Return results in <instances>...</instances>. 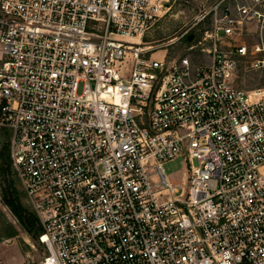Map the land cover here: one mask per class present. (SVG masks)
<instances>
[{
    "label": "built area",
    "instance_id": "obj_1",
    "mask_svg": "<svg viewBox=\"0 0 264 264\" xmlns=\"http://www.w3.org/2000/svg\"><path fill=\"white\" fill-rule=\"evenodd\" d=\"M169 11L0 0V129L40 264H264V92L235 85L264 69V0L202 11L181 36L200 63L144 43Z\"/></svg>",
    "mask_w": 264,
    "mask_h": 264
},
{
    "label": "rangeland",
    "instance_id": "obj_2",
    "mask_svg": "<svg viewBox=\"0 0 264 264\" xmlns=\"http://www.w3.org/2000/svg\"><path fill=\"white\" fill-rule=\"evenodd\" d=\"M215 0H169L170 11L168 14L150 31L146 36L144 43L153 46H164L175 42L168 48H164L159 55L167 54L170 60L178 59L183 56H191L198 63L203 57L197 51H190L195 44L188 42V38L181 39L185 31L194 23L195 18L205 9L210 7ZM204 29L208 26H203ZM191 34L199 35V30H194ZM180 38V39H179ZM178 39V41H176ZM254 42H249L251 46ZM259 59V58H256ZM254 59L248 58L241 62L238 70L235 85L246 91L264 92V69L252 67ZM10 138L6 131L0 129V155L3 148L8 149ZM1 165V161H0ZM187 170L186 162L177 160L165 166V171L170 180L179 183ZM12 179L16 182V187L24 206L30 210L27 203L26 194L22 188L21 182L12 168ZM3 181L0 177V227L4 221L14 224L19 230V236L14 239L5 240L0 243V264H40L45 250L38 239H34L26 232L13 216L10 210L2 202Z\"/></svg>",
    "mask_w": 264,
    "mask_h": 264
},
{
    "label": "trees",
    "instance_id": "obj_3",
    "mask_svg": "<svg viewBox=\"0 0 264 264\" xmlns=\"http://www.w3.org/2000/svg\"><path fill=\"white\" fill-rule=\"evenodd\" d=\"M8 137L11 139V134L8 130ZM0 177L3 181L4 188L2 189V202L10 210L13 216L17 219L20 226L28 232L34 239H38L42 234V228L36 215L28 210L20 197L19 191L16 187V182L12 179V158L10 143L8 149L3 148L0 155ZM19 236L18 228L7 221L1 223L0 227V243L5 240L14 239Z\"/></svg>",
    "mask_w": 264,
    "mask_h": 264
},
{
    "label": "water",
    "instance_id": "obj_4",
    "mask_svg": "<svg viewBox=\"0 0 264 264\" xmlns=\"http://www.w3.org/2000/svg\"><path fill=\"white\" fill-rule=\"evenodd\" d=\"M194 39H195V34H190V35L188 36V42H189V43H192V42L194 41Z\"/></svg>",
    "mask_w": 264,
    "mask_h": 264
}]
</instances>
